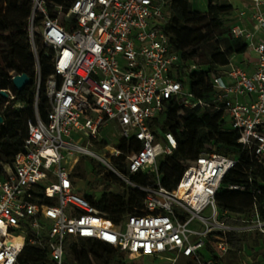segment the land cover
Masks as SVG:
<instances>
[{
	"label": "built area",
	"instance_id": "built-area-1",
	"mask_svg": "<svg viewBox=\"0 0 264 264\" xmlns=\"http://www.w3.org/2000/svg\"><path fill=\"white\" fill-rule=\"evenodd\" d=\"M167 3L31 0L28 34L38 79L35 117L28 120L23 150L4 165L0 176V264H17L29 231V243L46 246L54 264H65L67 249L82 245L108 252L113 264L139 258L176 264L181 257L193 264H222L230 248L228 232L264 234L256 197L250 217L240 225L228 223L235 216L218 207L217 192L236 165L235 158L201 153L185 164L173 190L162 185L158 165L178 148L175 134L160 129L171 101L189 109H223L240 133L239 143L264 165V0H246L238 18L247 24L231 26V34L257 53L254 71L231 58L225 66L227 80L214 76L208 98L186 88V74L197 65L191 63L182 71L184 61L165 31ZM41 49L52 70L45 81V118L39 113ZM3 90L8 94L6 105L25 107L11 89ZM106 127L118 132L115 145L102 136ZM123 141L126 148L120 146ZM92 144L115 163L124 157V170L92 151ZM84 154L100 159L126 184L143 190L144 213L128 214L114 223L80 193L66 163ZM137 173L155 178L139 186L130 179ZM230 188L244 190L240 184ZM206 210L210 215L205 217ZM250 221L253 225L247 224Z\"/></svg>",
	"mask_w": 264,
	"mask_h": 264
},
{
	"label": "trees",
	"instance_id": "trees-1",
	"mask_svg": "<svg viewBox=\"0 0 264 264\" xmlns=\"http://www.w3.org/2000/svg\"><path fill=\"white\" fill-rule=\"evenodd\" d=\"M51 1L60 3L64 0ZM212 1H215L217 5L216 7L210 6L215 10L213 13L214 26L219 28V35L222 39L216 40V42L212 41V33L210 29H206L207 25L198 24L199 22L189 15L191 12L189 0H168L167 3L169 20L165 31L170 37L172 49L179 53L184 61L181 67L182 71L194 63L196 57H205L198 52V46L205 48L208 45H213L214 47L207 57V61L204 62H211L219 66L218 68L214 66L202 67L195 63L197 69L186 74L190 89L198 97L203 98H208L212 94V79L214 76L221 75V68L226 66L234 55L248 50L247 42L242 38L234 37L231 34V26L226 24V15L232 11V6L222 5L220 0ZM31 5V0H0V91L11 89L16 94L17 100L26 104L23 108H15L12 103L6 105L5 97L0 94V114L4 118V123L0 125V176L4 173V165L11 163L15 155L23 150L28 120L35 117L34 104L37 91L31 88V85L35 80L36 62L28 34ZM191 20L193 23L188 24ZM220 41H223V49ZM182 44L190 45L192 48L186 50L182 48ZM40 64L43 88H40L39 92V113L42 118H45L48 111L45 81L51 75L52 70L43 49L40 50ZM21 73H27L32 78V84L27 85L24 90L18 91L13 85L12 76ZM180 111L184 112L186 120L198 116L201 124L199 126L184 124L178 116ZM160 129L163 132L171 131L178 140V148L173 154L165 156V160L160 159L161 183L164 187L170 190L177 187L185 170L186 163L184 164V161L193 160L203 152L225 154L235 158L237 163L225 175L217 197L225 196L237 203H219L217 200L219 208L239 213L243 211L239 205L247 202L252 210L256 197L261 218L264 220V165L260 164L255 156L239 143L240 133L231 127L223 109L211 110L200 107L189 109L179 102L171 101ZM120 146L125 148L126 142L123 141ZM182 150L185 151V154ZM190 150H192V156H188ZM116 165L120 171H123L124 157L118 159ZM79 177L80 179L86 178L84 173H80ZM130 179L139 186H146L153 181L152 177L146 173L131 175ZM232 184H240L244 186V190L231 189L230 185ZM128 187V198H125L123 193L114 195L109 192H104L97 199L84 196L107 218L114 223H119L125 215L144 213L146 193L138 187L130 185ZM257 190L261 192L257 193ZM240 218L241 216L238 217V219ZM234 223L243 224L241 221ZM32 235V231H29L27 243L18 257L17 264H54L49 258L46 246L42 248L29 243V238ZM226 236L230 246L227 255L235 257L243 251L249 241L252 240L253 244L257 245L259 239L264 238V234L259 230L255 232L230 231ZM44 242L46 243V241ZM211 246L209 244L208 248L213 253L215 251ZM113 261V256L108 252L82 245L76 249L72 247L68 249L65 264H113ZM251 264H261V262L255 257Z\"/></svg>",
	"mask_w": 264,
	"mask_h": 264
},
{
	"label": "rangeland",
	"instance_id": "rangeland-1",
	"mask_svg": "<svg viewBox=\"0 0 264 264\" xmlns=\"http://www.w3.org/2000/svg\"><path fill=\"white\" fill-rule=\"evenodd\" d=\"M222 5H231L232 6V11L226 15V21L227 25L231 26L232 25V15L239 11L241 9V0H220ZM190 7H191V12L190 16H193L200 24H206L207 28L210 29V32L212 33V41L216 42V40H220L221 36L219 35V28L217 26H214V9H211L210 6H217L215 1L212 0H189ZM231 3V4H230ZM193 21H189L188 24H192ZM39 38V35H38ZM222 40V39H221ZM221 48L223 49V41H220ZM182 48H185L186 50H190L192 46L190 45H184L182 44ZM213 45H208L205 48L202 46H198V52L201 54L205 55V57H196L194 59V63H197L198 65L203 66H214L218 68L219 66L212 64L211 62L205 63L204 61H207V57L211 54V51L213 49ZM212 75V74H211ZM186 79V78H185ZM37 85H38V79H35L33 84L31 85V88L36 89L37 91ZM188 82H186V88H188ZM43 88V78L41 82V89ZM178 116L182 120L184 124H190L191 126L193 125H200L201 121L199 120L198 116H195L189 120H186L184 118V112L180 111L178 113ZM165 120V117L163 118V122ZM162 122V123H163ZM115 133V136L113 135ZM102 136L105 138V140L111 144L115 145L120 136L118 132L115 130H112L110 127H106L102 130ZM161 139H163V136H160ZM92 151H94L97 155L103 157L104 160H106L111 166L116 167V163L114 160H111L109 157H105V150L101 149L99 146H96L95 144H92L88 146ZM127 147V146H126ZM125 147V148H126ZM183 154H185V151L182 150ZM188 156H192V150L188 152ZM78 160L74 161L73 158H68L66 165L71 168L72 171V176L75 181V184L78 188V191L82 193L83 195L89 196L93 199L99 198L104 192H109L114 195L123 193L125 194V198H128V191L129 187L124 182L119 181L117 178L120 179L117 175H113V171L111 168L105 164L103 161H101L98 158H94L88 155H78ZM161 159L165 160V156H163ZM189 160L184 161L183 163H187ZM159 167H160V161H159ZM84 173L85 174V179H80L79 174ZM108 177H106L105 176ZM152 180L155 178L154 175L151 176ZM218 202H228V203H237L236 201H233L232 199H228L225 196H218L217 197ZM239 208H242V212H230L232 216H235V218H232L228 221V223L233 224V225H240L238 223L234 222H242V218L248 219L251 215V206L249 203L244 202L239 205ZM218 207L220 205L218 204ZM221 213L225 211V209H220ZM203 215L209 216L210 215V210H206ZM241 216L240 219H236L237 217ZM234 221V222H233ZM250 225H253V222L250 221V223H247ZM246 224V225H247ZM256 231V230H255ZM253 231V232H255ZM254 234V233H253ZM68 252V249H67ZM257 258L261 264H264V238L261 237L259 239V243L257 245H254L252 240L249 241L243 251L237 256H225L224 263L223 264H251L253 258ZM189 259L185 257H181L179 262L176 264H189ZM130 263L134 264H161V261L156 260V262L153 261L152 258H139V259H130ZM193 264V263H191Z\"/></svg>",
	"mask_w": 264,
	"mask_h": 264
},
{
	"label": "crops",
	"instance_id": "crops-1",
	"mask_svg": "<svg viewBox=\"0 0 264 264\" xmlns=\"http://www.w3.org/2000/svg\"><path fill=\"white\" fill-rule=\"evenodd\" d=\"M245 1L246 0H241V6L242 7H243V4L245 3ZM232 19H233V21H232V25L231 26H233V25L244 26V25L247 24V22L244 19L238 18V11L235 12L232 15ZM251 27H252L251 25H248L249 29H251ZM257 58H258L257 53L254 50H252V49H248L246 52L241 53V54H236V55H234L232 57L233 62L235 64H238V65L242 66L248 72L254 71L255 66H256ZM225 72H226V67L223 66L221 68V75H223L225 77V79L227 80Z\"/></svg>",
	"mask_w": 264,
	"mask_h": 264
},
{
	"label": "water",
	"instance_id": "water-1",
	"mask_svg": "<svg viewBox=\"0 0 264 264\" xmlns=\"http://www.w3.org/2000/svg\"><path fill=\"white\" fill-rule=\"evenodd\" d=\"M12 82H13V85L15 86V88L18 91H22V90L25 89V87L27 85H29L31 83V77L27 73L16 74L13 77ZM0 94L2 96H4L5 98H7V96H8V94H7V92L5 90H1ZM3 122H4V118L0 114V124H3Z\"/></svg>",
	"mask_w": 264,
	"mask_h": 264
}]
</instances>
